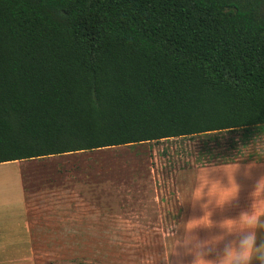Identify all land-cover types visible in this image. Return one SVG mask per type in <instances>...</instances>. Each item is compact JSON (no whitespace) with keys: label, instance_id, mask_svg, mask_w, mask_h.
Wrapping results in <instances>:
<instances>
[{"label":"trees","instance_id":"16d2710c","mask_svg":"<svg viewBox=\"0 0 264 264\" xmlns=\"http://www.w3.org/2000/svg\"><path fill=\"white\" fill-rule=\"evenodd\" d=\"M264 133V0H0V164Z\"/></svg>","mask_w":264,"mask_h":264},{"label":"rangeland","instance_id":"374dc122","mask_svg":"<svg viewBox=\"0 0 264 264\" xmlns=\"http://www.w3.org/2000/svg\"><path fill=\"white\" fill-rule=\"evenodd\" d=\"M84 155L90 171L80 174L86 163L82 158L75 164L74 178L62 176L73 178L68 185L52 170L61 159L0 164V214L16 211L14 202L21 195L19 168L28 198L39 201L33 216L38 215L40 226L33 228L32 235L37 264H191L193 255L187 249L210 239L217 219L210 216L212 227L200 225L186 234L179 226L202 217L204 210L200 207L194 216L188 194L179 198V182L190 183L194 166L204 162L263 164L264 133L175 138ZM98 182L103 184L99 187ZM62 200L72 211L68 216L62 211L50 216L49 201ZM234 214L232 210L227 218L235 219ZM193 236L198 239L192 240ZM177 238L190 243L175 245ZM222 249L223 242L210 246L206 258L215 259Z\"/></svg>","mask_w":264,"mask_h":264},{"label":"crops","instance_id":"0c3cea01","mask_svg":"<svg viewBox=\"0 0 264 264\" xmlns=\"http://www.w3.org/2000/svg\"><path fill=\"white\" fill-rule=\"evenodd\" d=\"M86 153L89 152L57 155L48 158L34 159L33 161L43 159H61V161H58V163L56 164L57 166L53 164L52 170H54L55 176H59V181H61L62 184L66 183L68 185L70 181L73 182V175L77 173V169L75 168V164H77L76 162L80 161L82 158V160L86 161V163H83V165H85L83 168L84 170L82 169L80 174H82L83 171H90V168L88 166L90 160L85 159L84 154ZM21 162L24 163L26 161ZM238 165L239 167L234 173L235 181L239 185L238 195L234 200L226 204L222 209H212L211 217L217 219V228L215 234L211 229V231L209 232L211 237L221 235L223 233L224 230L219 228L218 224L220 221L232 214V210L235 211V219L239 218L241 212L251 213L252 211V199L250 197V193L254 190L256 183L260 179V177L264 176V163H238ZM249 165H252V167H249ZM223 167L225 170L231 173L237 167V164L223 165ZM63 175H65V177L67 175H71L73 178L71 180H67L65 178H62ZM183 175L185 176L186 174L184 173ZM214 175L222 177L223 173L217 172L214 173ZM17 178V185L19 191L21 192V195L20 200L14 202L13 207L16 209V211H13L11 214H0V264H37L32 235L34 233L33 228L40 226L38 215L33 216L35 215V205H37L39 201L34 199L32 200L33 202H31V200L28 198L27 191L24 185L22 168H19ZM224 182L227 183L226 177H224ZM85 184L90 186V182L88 181ZM101 184L103 183L98 182L97 185L100 187ZM192 186L195 187V184H190L188 181H186V179L179 182V198L181 200V196H185L186 193L188 194L189 197L188 199H186V201H188L189 203H193L194 216L196 217V214L198 213L200 208L199 204H202L207 198L203 197L200 201H195L198 197L196 194L193 193ZM71 204L72 202H70V205ZM47 206L51 211V213L49 214L50 216L52 215V213H59V211L65 212L62 214L68 216V212L72 211L71 207L68 208L67 200L55 202L49 201ZM257 211L258 213H261L264 212V209H257ZM46 218L47 221H50V218L52 217ZM262 219H264V217H262ZM256 231L257 244L264 243V229H257ZM232 239H234L233 236H227L225 240L222 241L223 247L225 243ZM253 264H255V261H253Z\"/></svg>","mask_w":264,"mask_h":264},{"label":"clouds","instance_id":"9594fccd","mask_svg":"<svg viewBox=\"0 0 264 264\" xmlns=\"http://www.w3.org/2000/svg\"><path fill=\"white\" fill-rule=\"evenodd\" d=\"M195 171L190 183L192 191L197 195L195 201H200L203 197L207 199L200 204L204 210V215L198 219H191L180 225L185 233L191 232L197 226L212 227L213 222L209 219L212 209H222L226 204L234 200L239 191V185L235 181L234 173L237 167L229 173L222 164L202 163L194 166ZM252 167V165H249ZM222 172L223 176L218 177L214 173ZM226 177L227 183L224 182ZM206 189V191H205ZM252 199V211L241 212L238 219L225 218L219 222V228L223 229L221 235L212 236L208 240L198 242L195 248L187 251L193 255L191 264H264V243L257 244V229H264V212L258 213L257 209H264V176L257 181L254 190L250 193ZM234 236V239L225 243L221 254L215 259H207L210 246L214 247L224 241L227 236ZM192 240L198 239L191 237ZM183 243L187 245L190 240L187 238L175 239V245Z\"/></svg>","mask_w":264,"mask_h":264}]
</instances>
